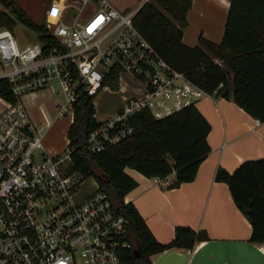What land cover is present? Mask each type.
Wrapping results in <instances>:
<instances>
[{
    "label": "built area",
    "instance_id": "1",
    "mask_svg": "<svg viewBox=\"0 0 264 264\" xmlns=\"http://www.w3.org/2000/svg\"><path fill=\"white\" fill-rule=\"evenodd\" d=\"M137 7L50 0L43 21L53 41L46 48L37 37L19 44L11 28L0 26V79L18 95L10 100L0 93V264H120V250L131 244L127 218L94 176L89 175L93 188L79 193L86 176L70 168L71 147L51 151L43 144L52 118L73 117L80 88L94 94L123 73L138 90L122 94L123 104L87 131L83 144L92 152L130 134L128 118L138 109L161 117L218 95L156 52L132 23ZM51 82L60 98L53 117L41 107L45 122L39 124L22 96ZM151 177L157 184L169 182L166 175Z\"/></svg>",
    "mask_w": 264,
    "mask_h": 264
},
{
    "label": "trees",
    "instance_id": "2",
    "mask_svg": "<svg viewBox=\"0 0 264 264\" xmlns=\"http://www.w3.org/2000/svg\"><path fill=\"white\" fill-rule=\"evenodd\" d=\"M0 26L13 28L20 21L33 29L44 48L53 41L45 22H37L17 0H0ZM191 0H143L132 23L156 52L205 91L223 96L254 118L264 120V0H228L221 38L213 42L199 36L198 43L182 40L186 11ZM0 93L10 100L18 95L10 82L0 79ZM81 88L73 103V117L65 129L66 146L71 147L70 168L92 175L109 199L127 218L126 237L130 246L119 252L120 264H151L150 255L164 248H191L207 239L204 229L176 224L167 241L157 240L143 217L124 194L136 180L126 172L132 168L146 176L173 172L167 187L194 177L200 160L209 150L208 121L193 104L170 114L154 117L147 109L133 112L128 122L132 131L100 151L83 144L87 131L98 123L92 98ZM214 179L226 183L230 196L244 212L251 242L264 241V156L240 161L230 172L216 167Z\"/></svg>",
    "mask_w": 264,
    "mask_h": 264
},
{
    "label": "crops",
    "instance_id": "3",
    "mask_svg": "<svg viewBox=\"0 0 264 264\" xmlns=\"http://www.w3.org/2000/svg\"><path fill=\"white\" fill-rule=\"evenodd\" d=\"M107 1L122 10L135 8L143 0ZM227 7L228 0H191L182 40L196 44L202 36L218 42ZM194 105L210 128L206 135L209 150L191 180L167 187L168 183L157 184L151 176L125 168L136 184L124 199L133 203L157 240L167 241L176 224L204 229L208 236L191 248L168 247L152 253L151 264H264V241L248 240L246 215L232 200L226 183L214 179L218 166L230 172L244 159L264 156V120L236 105L230 92L226 97L220 93L202 96ZM173 176V172L166 175L169 182Z\"/></svg>",
    "mask_w": 264,
    "mask_h": 264
},
{
    "label": "rangeland",
    "instance_id": "4",
    "mask_svg": "<svg viewBox=\"0 0 264 264\" xmlns=\"http://www.w3.org/2000/svg\"><path fill=\"white\" fill-rule=\"evenodd\" d=\"M18 3L27 11L31 18L37 22H43L46 11V4L50 0H17ZM137 1V0H134ZM142 1V0H140ZM136 3V2H134ZM133 3V4H134ZM91 7V6H90ZM90 7L83 9V13H87ZM133 7V6H132ZM130 7V8H132ZM4 8L0 3V9ZM129 8V9H130ZM19 44L34 41L36 33L33 29L16 21L12 28ZM115 83L105 80V87H100L93 95L92 103L97 119H102L105 116L113 113L118 107L123 104L122 94L137 93L136 85L132 83L125 74H120L119 78L114 79ZM117 82V83H116ZM120 88V90L118 89ZM57 87L51 82V86L47 89L35 91L33 93L24 94L23 101L30 112L33 120L37 123H44L45 117L42 108H46V112L53 117L54 109L53 103L56 102L60 96L56 93ZM42 107V108H41ZM70 120L67 116H55L51 119L50 126L46 129L43 135V144L51 151H57L66 146L67 138L65 129ZM91 176H86L79 185V193H85L93 188Z\"/></svg>",
    "mask_w": 264,
    "mask_h": 264
}]
</instances>
